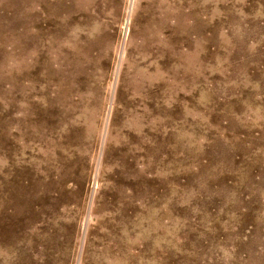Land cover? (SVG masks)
<instances>
[{
	"label": "rangeland",
	"instance_id": "rangeland-1",
	"mask_svg": "<svg viewBox=\"0 0 264 264\" xmlns=\"http://www.w3.org/2000/svg\"><path fill=\"white\" fill-rule=\"evenodd\" d=\"M131 2L0 0V264H264V0Z\"/></svg>",
	"mask_w": 264,
	"mask_h": 264
},
{
	"label": "bare ground",
	"instance_id": "bare-ground-1",
	"mask_svg": "<svg viewBox=\"0 0 264 264\" xmlns=\"http://www.w3.org/2000/svg\"><path fill=\"white\" fill-rule=\"evenodd\" d=\"M29 1H30V6H31L30 9L33 11V15H36L38 13L35 10V6L37 4L40 5V8L38 9V11L39 12L40 11L45 12V13L48 12L49 10H52L53 6H56V5L59 6L57 8H61V9L64 8V10L65 9L68 10L69 6H71L73 4L70 7L68 12L75 13V12H78L80 9H82V6L87 2V0H72V2H69V3L66 2L67 0H54V2H51L50 0H29ZM134 5H135V0H132L131 6H130V11L128 13L129 17L131 16V14L133 12ZM53 11H54V14L59 15L63 10L55 9ZM51 12H49V13L51 14ZM17 56H19V54H17ZM17 56H16V58H17ZM19 59H21L20 56H19ZM15 64H16V62H15ZM16 66H17V64H16ZM103 137H104L103 142H105L107 139V132H105V135ZM101 164H102V162L100 159L99 166ZM99 168L97 170V173L95 174V178L97 180L100 176V169ZM28 172H27V174H28ZM26 181H27V183L26 182L24 183L20 179H15V182L11 183L10 189L8 191V194H7L6 203L4 204L3 207H1L2 208L1 214L4 216V223H5L4 224L5 227L3 228V232H2L3 233V241L4 240L6 241L5 243L8 247L9 253L11 251L15 250L16 248H18L21 245V241L23 242L24 239L26 240V238H28V236L30 237V240L26 244H28L27 247H29V248L32 247L33 241H36V242L39 241V237H38V235H36L37 232L34 228L31 232H29L30 234H28V233L24 234L27 231H25L24 233H23V231L21 232V230H24V229H21V227H24L25 225L32 226L35 223V220L37 219V213L33 210V206L36 203L40 202V200L43 198V195L46 193V191H51L52 188L56 185V183L60 181V179H59V177L57 179L53 178L51 172H49L48 174H46L45 180H43V181H41V179H40V181H36L32 177L27 179ZM37 183H38V186H36ZM96 185H97V183H96ZM41 189H42V191H41ZM39 190H40L41 194H38ZM95 196H96V191H94L90 196V207L88 209L89 211H88V215H87L89 221L92 219V210H93V205L95 202ZM2 205H3V203H2ZM85 235H86V230H85L84 237H83L84 240L86 237ZM2 242H0V243H2ZM19 248H22V247H19Z\"/></svg>",
	"mask_w": 264,
	"mask_h": 264
}]
</instances>
